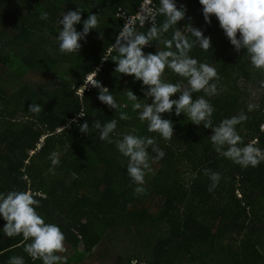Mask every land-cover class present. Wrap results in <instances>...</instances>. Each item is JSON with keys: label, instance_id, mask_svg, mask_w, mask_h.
Here are the masks:
<instances>
[{"label": "trees", "instance_id": "obj_1", "mask_svg": "<svg viewBox=\"0 0 264 264\" xmlns=\"http://www.w3.org/2000/svg\"><path fill=\"white\" fill-rule=\"evenodd\" d=\"M143 3L0 0V191L39 193L37 211L65 236L66 264L99 259L106 253L104 242L121 231L132 255L115 264H130L132 259L138 264H264V163L241 169L219 157L211 148V130L193 125L183 114H162L173 122V137L165 142L147 132L127 100L126 92L131 90L142 103H151L140 81L114 71L111 56L116 53L109 49L124 23L147 32L151 23L140 26L135 17ZM154 4L158 8L159 0ZM176 4L185 9V18L177 24L183 34L193 39L183 29L191 25L211 40L207 52L196 46L190 55L217 71L218 94L206 97L215 109L213 124L245 111L248 119L237 126L238 133L245 144L255 138L256 146L264 148V88L260 87L264 73L252 69L243 49L234 50L214 16L205 23L199 0H176ZM77 8L81 21L89 14L98 15V26L78 41L77 55H61L55 41L56 21L63 11ZM45 13L47 21L40 19ZM163 20L156 15L157 26ZM75 27L81 31L82 23ZM172 31L163 38L170 39ZM162 48L152 41L143 51ZM92 71L122 105L117 111L97 100L99 90L91 84L85 91L80 88ZM163 79L176 83L181 78L165 69ZM200 95L193 93V99ZM31 103L41 105V114L27 112ZM249 103L258 107L247 112ZM119 111L130 119L119 120ZM80 112L84 117H78ZM96 119L117 120L114 140L133 129L138 136H156L165 156L153 161L155 154L149 149L146 171L151 177L145 179L144 192H134L126 158L115 144L100 141L91 128ZM70 120L75 123L67 127ZM84 121L89 124L88 135L79 131ZM52 152L58 155V165L48 159ZM205 168L221 175L212 192L202 173ZM4 223L0 219V227ZM25 243L22 236L0 234V264H7L12 256H23L25 264H42L24 253Z\"/></svg>", "mask_w": 264, "mask_h": 264}, {"label": "clouds", "instance_id": "obj_2", "mask_svg": "<svg viewBox=\"0 0 264 264\" xmlns=\"http://www.w3.org/2000/svg\"><path fill=\"white\" fill-rule=\"evenodd\" d=\"M199 4L202 6L205 23H210V17L214 16L234 50L239 53L243 49L252 69L264 73V0H199ZM156 15L164 17L159 26L155 23ZM184 18L185 9L183 6L178 8L176 0H159V7L155 11L137 13L136 20L140 26L146 21L151 23L146 33L136 31L131 23H124L109 49V52L116 53L111 56L116 64L114 71L140 81L144 97L150 98L151 103H142L131 90L126 92L127 100L131 102V108L136 112L140 123L146 124L148 133H155L165 142L171 140L173 122L162 118V114H183L193 125L211 130L212 134L208 136L211 148L219 157L241 169L255 168L264 163V148L256 146L255 138L245 144L237 130L238 125L247 121V113L240 111L213 124L215 109L206 97L218 94L216 81L219 77L215 67L206 62H198L190 55L196 46L207 52L211 47V40L191 25L183 29L193 39L184 35L177 27L178 22ZM40 19L47 21V14L41 15ZM56 23L58 28L55 41L58 52L61 55H77L81 48L78 41L85 40L91 30H96L98 15L89 14L81 21V10L77 8L66 13L63 11ZM81 23L82 30L77 31L75 26ZM170 29H173L171 38H163ZM152 41H158L163 48L156 49L155 53H145L143 49L152 44ZM165 69L181 79L176 83L166 82L163 79ZM96 75L97 71L90 72L87 84L80 88L85 91V87L91 84L99 90L97 100L117 111L122 105H118L107 87L101 86L95 79ZM260 87L264 88V80L260 81ZM199 92L203 95L193 99V93ZM173 96L178 98L170 99ZM257 107L258 105L249 103L247 112H252ZM41 111L38 103H31L27 110L32 114H41ZM77 115L84 117L82 112ZM118 115L121 121L130 119L126 112L119 111ZM78 127L80 133L89 134L87 121ZM261 127L264 128V125ZM91 128L96 130L100 141L115 144L120 156L126 158V172L135 186L134 192H144L146 170H150L149 149L155 154L151 157L153 161H159L165 156L163 149L156 143V136H138L133 134V129L114 140L116 119L104 123L96 119ZM48 159L53 166L59 163L56 152L50 153ZM202 173L210 181L208 191L212 192L220 182V173L207 168L202 169ZM38 195L39 193L30 190L0 191V219L5 221L3 227H0V234L6 237L22 236L26 241L23 251L33 260H40L42 264H66L67 258L62 255L66 251L65 236L57 224L46 222L37 211L40 207ZM7 264H25V260L23 256H12ZM130 264H138V261L132 259Z\"/></svg>", "mask_w": 264, "mask_h": 264}, {"label": "rangeland", "instance_id": "obj_3", "mask_svg": "<svg viewBox=\"0 0 264 264\" xmlns=\"http://www.w3.org/2000/svg\"><path fill=\"white\" fill-rule=\"evenodd\" d=\"M29 81L33 79L28 78ZM151 172L146 171L145 179H150ZM122 231L118 232L115 236L109 239V241L104 242V247L106 253L98 255L97 258H84L79 264H115L120 260H125L126 256H131L132 253L129 249V240H125Z\"/></svg>", "mask_w": 264, "mask_h": 264}, {"label": "built area", "instance_id": "obj_4", "mask_svg": "<svg viewBox=\"0 0 264 264\" xmlns=\"http://www.w3.org/2000/svg\"><path fill=\"white\" fill-rule=\"evenodd\" d=\"M155 9H156V4H154V0H144L143 5L141 6L140 12L148 13L149 10L155 11ZM147 22L150 23V21H147ZM72 121H74V120L68 121L67 127L71 124ZM263 125H264V123H263ZM261 132L264 133V128H262V127H261Z\"/></svg>", "mask_w": 264, "mask_h": 264}]
</instances>
